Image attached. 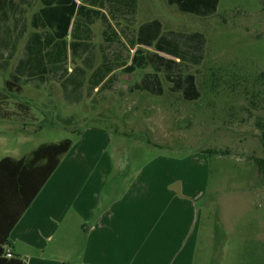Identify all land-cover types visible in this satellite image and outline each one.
Listing matches in <instances>:
<instances>
[{
  "label": "rangeland",
  "instance_id": "374dc122",
  "mask_svg": "<svg viewBox=\"0 0 264 264\" xmlns=\"http://www.w3.org/2000/svg\"><path fill=\"white\" fill-rule=\"evenodd\" d=\"M139 18H159L165 29L206 35L203 62L186 67L197 75L199 100L186 101L171 92L165 78L162 96L129 93V84L142 71L121 76L118 90L125 95L99 93L97 107L92 98L67 102L57 81L28 83L21 96L9 99L18 122L0 119V156L13 154L14 147L28 151L42 142L74 138L73 130L85 125L103 126L115 132L116 144L121 141L118 156L110 147L115 167H124L117 169L118 179L130 178L159 154L209 150L210 189L203 204L197 260L219 263L222 247L221 264H264V171L253 159L264 156L259 125L264 123V0H221L217 13L209 17L181 12L166 0H141ZM93 27L96 41L102 42V23ZM22 49L23 43L18 55ZM8 72L0 70V91L6 90ZM17 102L30 109L17 111ZM58 115H74L75 124L66 125ZM17 126L29 134H15Z\"/></svg>",
  "mask_w": 264,
  "mask_h": 264
},
{
  "label": "trees",
  "instance_id": "16d2710c",
  "mask_svg": "<svg viewBox=\"0 0 264 264\" xmlns=\"http://www.w3.org/2000/svg\"><path fill=\"white\" fill-rule=\"evenodd\" d=\"M24 1L0 0V70L7 71L11 61L17 59L5 92H0L1 119L16 116L8 107L10 96H21L28 83L40 86L57 81L67 102L79 104L92 98L93 107H97L100 92L117 89L122 75L136 71L143 75L129 85L130 92L162 96L165 78L171 83L169 90L186 101L202 97L196 73L186 71V67L203 62L207 44L204 33L165 29L158 18L136 29L139 0H42L44 6L32 16L34 30L30 31L27 17L21 14ZM166 1L181 12L200 17L217 13L221 2ZM98 21L103 25L100 44L93 29ZM17 107L21 112L30 109L23 102ZM58 118L70 126L75 116ZM259 125L264 150V123ZM73 131L80 134L82 130ZM72 145L73 138L44 142L21 158L5 156L0 160V264H23L21 256L11 251L10 233ZM253 159L264 171V156Z\"/></svg>",
  "mask_w": 264,
  "mask_h": 264
},
{
  "label": "crops",
  "instance_id": "0c3cea01",
  "mask_svg": "<svg viewBox=\"0 0 264 264\" xmlns=\"http://www.w3.org/2000/svg\"><path fill=\"white\" fill-rule=\"evenodd\" d=\"M140 2L136 29L155 19L139 21ZM43 6L42 0L22 3L30 31L32 16ZM22 43L25 40L19 47ZM104 91L126 93L118 88ZM15 117L2 120L17 121ZM13 132L29 134L19 126ZM114 143L115 132L99 125H85L76 134L72 147L14 225L9 236L12 253L20 255L23 264H210L197 260L203 204L210 189L206 154H159L130 178L118 179L117 169L124 167H115L113 153L118 156L123 146L121 141ZM33 148L14 147L13 154L1 155L0 160L21 158ZM221 253L222 247L217 264L222 263Z\"/></svg>",
  "mask_w": 264,
  "mask_h": 264
},
{
  "label": "built area",
  "instance_id": "2783aa9c",
  "mask_svg": "<svg viewBox=\"0 0 264 264\" xmlns=\"http://www.w3.org/2000/svg\"><path fill=\"white\" fill-rule=\"evenodd\" d=\"M7 252H8V256H11V251H10V250H8Z\"/></svg>",
  "mask_w": 264,
  "mask_h": 264
}]
</instances>
